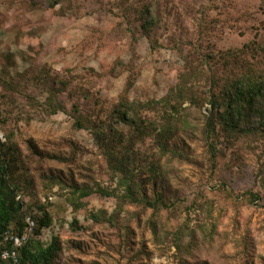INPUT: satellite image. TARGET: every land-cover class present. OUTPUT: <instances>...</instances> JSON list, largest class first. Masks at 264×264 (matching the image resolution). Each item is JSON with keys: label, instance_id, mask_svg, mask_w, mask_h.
I'll return each mask as SVG.
<instances>
[{"label": "rangeland", "instance_id": "1", "mask_svg": "<svg viewBox=\"0 0 264 264\" xmlns=\"http://www.w3.org/2000/svg\"><path fill=\"white\" fill-rule=\"evenodd\" d=\"M248 73L264 0H0L12 228L49 218V264H264V107L212 104Z\"/></svg>", "mask_w": 264, "mask_h": 264}, {"label": "trees", "instance_id": "2", "mask_svg": "<svg viewBox=\"0 0 264 264\" xmlns=\"http://www.w3.org/2000/svg\"><path fill=\"white\" fill-rule=\"evenodd\" d=\"M149 11V10H147ZM150 17L148 12L145 15ZM152 18V16H151ZM154 19H151L153 22ZM226 103H220L217 97L212 98L213 107L221 111V107H226L224 114H221V118L227 122V126L230 130H236L240 127L242 120L252 119V115L256 113L257 109L260 111L264 107V74H245L237 78L234 82L228 86L226 92ZM125 116V115H124ZM126 119H130L129 116H125ZM264 116H262V119ZM6 138L7 135L5 134ZM7 143V141L5 142ZM4 143V144H5ZM0 143V147L4 145ZM7 166H0L1 179H0V264H14L12 260L2 259V252L4 250H11L10 244L3 242V236L8 230H13L15 233H23L27 227L26 217L17 220L15 227L12 228L15 219L22 212L24 203L21 200H17V196L14 191H11L6 181L5 171ZM83 197H87L89 194L86 191L82 192ZM254 197L253 194H251ZM32 217V216H30ZM34 220L35 218L32 217ZM34 236L30 238L29 243L24 246L20 251L19 264H49L54 254H56V246L51 245L47 248H34V239L40 235L41 230L50 225L51 220L49 218L43 220L37 224Z\"/></svg>", "mask_w": 264, "mask_h": 264}, {"label": "built area", "instance_id": "3", "mask_svg": "<svg viewBox=\"0 0 264 264\" xmlns=\"http://www.w3.org/2000/svg\"><path fill=\"white\" fill-rule=\"evenodd\" d=\"M6 138L2 132H0V143H5ZM27 227L23 233L17 234L13 230H8L3 236V242L12 246L11 250H4L2 252V259L12 260L14 264H19L20 254L19 251L29 243L31 237L34 236L36 222L35 220L27 216Z\"/></svg>", "mask_w": 264, "mask_h": 264}]
</instances>
